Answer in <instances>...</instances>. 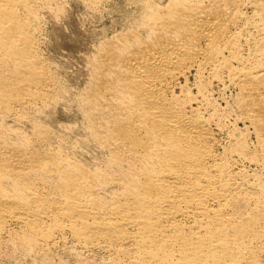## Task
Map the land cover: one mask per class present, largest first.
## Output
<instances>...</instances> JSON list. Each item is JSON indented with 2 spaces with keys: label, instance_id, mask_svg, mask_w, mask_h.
Instances as JSON below:
<instances>
[{
  "label": "bare ground",
  "instance_id": "6f19581e",
  "mask_svg": "<svg viewBox=\"0 0 264 264\" xmlns=\"http://www.w3.org/2000/svg\"><path fill=\"white\" fill-rule=\"evenodd\" d=\"M60 1L0 0V247L31 264H68L60 248L77 264H264V0H130L131 29L78 94L94 166L30 111L64 96L39 44Z\"/></svg>",
  "mask_w": 264,
  "mask_h": 264
},
{
  "label": "rangeland",
  "instance_id": "374dc122",
  "mask_svg": "<svg viewBox=\"0 0 264 264\" xmlns=\"http://www.w3.org/2000/svg\"><path fill=\"white\" fill-rule=\"evenodd\" d=\"M84 1L85 0H61L59 5H58L59 2L57 1L58 3L55 2L53 6L55 7L56 5L55 9L54 8L50 9V11L53 12L46 11L44 13V20L42 23V27L43 26L44 27L39 36L40 38L39 40L41 41V43H39L41 55L43 56L44 60L48 63V66L51 68L52 72L53 73L55 72L54 75L62 87V88L60 87V89L61 90L63 89V91L65 90V93L59 90L58 93L59 96L57 97L56 100L59 101L61 95L62 96L66 95V96L65 97L63 96V98L60 99L59 101L60 103L54 101L50 105H46V107L45 106L40 107L42 108V110L39 108L40 111L38 113H37L38 109L37 110L34 109L30 111L31 114L34 116V118H36V120L39 121L41 119L39 122L40 123L43 122L42 125L48 126L52 130L55 128L54 133L58 132L57 133L58 135L55 134V136L58 137V138L55 137V139H57L56 140L57 143L55 142V145L57 144L56 146L59 147L61 146V149L67 151L69 155H72L76 159L78 158V160L80 161L82 160L83 162H87L89 164H91L92 162L97 163V164L92 163V165L94 166L102 163V158L105 159L104 157L105 154L104 151L100 149V147H96L97 149L94 147L97 145L96 142H92L93 137L89 134L90 131H88L89 129L87 128L86 125L88 124L86 123L87 117L85 119L86 121L83 120L84 118L82 116L84 115L82 114H86L85 113L86 111H84L85 109L81 106L80 108H82L81 109L82 111H80V108L78 106L82 105V102H81V98H79L78 96L79 95L82 96L84 90L87 87L86 85H88L89 83L88 81L91 80L89 78H91L93 74L91 73L93 71L92 68H94L93 63L101 56L102 48H103L102 45H105L112 37L115 36V34L117 35L120 32H125L131 29L132 23H134L133 14L135 13V11L133 10L135 9L134 7L135 5L134 2L130 0H106L105 3L99 7V9L98 8L95 9L94 7L89 5V3L87 4L86 1L84 3ZM56 9L57 11L55 12L54 10ZM130 12H132V14ZM216 89H215L216 92L219 91L216 93V97L218 98L219 95H221L220 96L221 98L219 97V102L222 104V106H225L227 102L231 103L234 100L233 98L235 97V94L237 93V90L234 87H228L227 89H225L224 90L225 93L223 92L224 93L223 95L220 94L221 93L220 90L222 88L216 86ZM79 92H82V94L81 93L79 94ZM76 101L78 104L76 103ZM80 102L81 104H79ZM35 110H36L35 113L32 112ZM81 112L83 113L81 114ZM35 115L38 116L40 119H37L38 117H36ZM84 126L86 127V129ZM85 135L87 136V138L88 137L89 138L88 139L86 138L87 140L84 139L83 141V138L86 137ZM79 137L81 139H79ZM62 138L64 139V141ZM76 139L79 140V143L84 142L83 143L84 149H82L83 144L82 145L77 144L78 146L74 144L77 143ZM68 140L69 142H72L74 140V142L72 143L76 147V149L75 147H73L75 150L71 148L73 146L72 143L69 145L70 148H66L68 147L69 143L67 144L63 142H68ZM81 140L82 142H80ZM64 144L66 147L64 146ZM85 151L91 157H89L86 153H84ZM98 151L101 152V155L103 152L104 155L100 156V153ZM79 153L82 155H80ZM74 154H76V156ZM94 156L96 158L98 156L99 160L97 158L96 161V158ZM90 160L92 162H89ZM0 248H1L0 250L3 249L0 252V264H21V263L31 264L28 261L29 259L23 258L24 256L20 252L18 251L14 252L12 248H6V247H0ZM10 249L12 250L10 251ZM58 250L61 252L58 253ZM62 250L63 249L60 248L54 251L53 255L57 252L53 256V258H55L56 261L60 258L61 260L60 259L59 260L61 262H66L68 260L67 261L68 264H77L74 263L76 262L75 257L73 259V257L70 255L66 256L68 255V253ZM55 256L56 257L60 256V257L56 258ZM69 257L70 259H68Z\"/></svg>",
  "mask_w": 264,
  "mask_h": 264
}]
</instances>
